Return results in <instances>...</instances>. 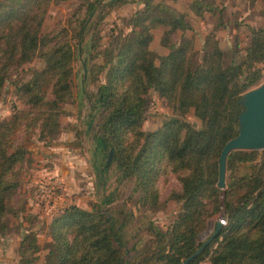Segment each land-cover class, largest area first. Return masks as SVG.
Wrapping results in <instances>:
<instances>
[{"label":"trees","instance_id":"16d2710c","mask_svg":"<svg viewBox=\"0 0 264 264\" xmlns=\"http://www.w3.org/2000/svg\"><path fill=\"white\" fill-rule=\"evenodd\" d=\"M50 1L0 0V88L23 62L33 57L44 62L29 69L25 80L14 81L28 108L0 122V227L12 210L14 170L25 152L17 133L30 126H37L42 136L57 130L61 104L72 97L73 46L104 15L101 11L87 24L94 8L88 4L87 15L75 25L68 22V27L43 32L41 23ZM122 1L107 0L105 5L110 8ZM260 1L264 8V0ZM142 3L145 20L131 16L130 28L110 34L102 50L91 51L95 42L89 34L90 50L81 63L83 78L95 85L89 108L95 112L97 149L105 154L112 150L111 161L132 182L142 205L178 203L165 228L148 227L151 242L135 264H178L203 242L196 240L198 232L218 216L226 222L185 264H195L205 255L211 264H264V148L230 150L225 185L216 186L219 151L236 134L241 109L237 99L262 80L264 25L250 27L247 44L235 43L226 62L210 31L200 60L193 63V37H183L189 28L185 13L173 11L164 0ZM200 3L191 0L189 6L199 12ZM157 27L167 51L155 62L149 42L151 29ZM97 56L101 62L92 61ZM102 71L104 79L99 81ZM146 88L154 89L175 113L151 130L141 128ZM189 108L199 119L198 126L183 117ZM169 174L176 186L160 199L158 183ZM120 230L115 217L100 207L88 211L69 206L50 222L42 264H128ZM37 249L34 235L25 233L18 244L20 254Z\"/></svg>","mask_w":264,"mask_h":264},{"label":"rangeland","instance_id":"374dc122","mask_svg":"<svg viewBox=\"0 0 264 264\" xmlns=\"http://www.w3.org/2000/svg\"><path fill=\"white\" fill-rule=\"evenodd\" d=\"M107 0H52L48 3L41 23L43 32L64 25H72L77 19L85 18L87 5L93 6L87 18V24L96 21L101 11L104 15L97 20L77 46H73V75L71 83L72 97L61 104L58 114L57 130L51 134H40L37 126L19 130L17 139L25 149L23 158L15 166L14 180L16 188L12 194V210L7 213L5 225L0 227V264H42L49 241L50 222L69 206H76L90 211L100 207L105 213L112 214L120 225L125 258L128 264H135L144 252V245L149 244L152 232L148 227L165 228L178 207V203L168 200L162 205L145 207L137 198L132 182L121 176L114 163L109 160L105 169V151L96 147L94 129L95 112L90 110V100L95 85L86 77L81 67L87 57L89 34L95 46L91 51L102 50L114 31H127L129 18L133 15L145 20L142 0H124L107 8ZM199 12L190 8L191 0H164L176 12L185 13L189 28L184 30V38L193 37L194 53L192 62H198L203 54V41L212 31L223 50V59L230 58V49L236 43L243 47L249 38V28L264 25V8L260 0H198ZM91 21V22H90ZM162 29H151L149 48L157 57L167 48L160 43ZM178 34L174 37L178 39ZM92 61L101 62V56ZM92 61L88 62L91 63ZM43 60L33 57L23 62L16 70L9 73L0 88V122L20 109H27L25 96L16 88L14 81L27 78L29 69L40 68ZM264 78V72L262 79ZM99 81L104 79V71L98 74ZM148 97L143 111L141 128L151 130L164 119L174 116L171 106L154 89L146 88ZM183 117L195 126L199 119L189 108ZM90 121V122H89ZM176 186L172 174L165 182H159V197L163 199L167 191ZM220 217V216H218ZM217 219V217H216ZM208 220L196 240L204 241L212 232L214 221ZM32 233L38 249L20 254L18 244L25 233ZM195 264H211L205 255Z\"/></svg>","mask_w":264,"mask_h":264},{"label":"water","instance_id":"95a60500","mask_svg":"<svg viewBox=\"0 0 264 264\" xmlns=\"http://www.w3.org/2000/svg\"><path fill=\"white\" fill-rule=\"evenodd\" d=\"M237 101L241 109L237 114L236 134L228 138L222 145L217 158L216 186L223 188L225 185V159L232 149H262L264 148V78L255 86L243 91ZM112 157V150L108 149L104 166ZM221 224L218 219L210 235L187 257L178 264H185L194 258L216 234Z\"/></svg>","mask_w":264,"mask_h":264},{"label":"built area","instance_id":"2783aa9c","mask_svg":"<svg viewBox=\"0 0 264 264\" xmlns=\"http://www.w3.org/2000/svg\"><path fill=\"white\" fill-rule=\"evenodd\" d=\"M217 219L220 221V224H224L226 222L225 218L223 217H218Z\"/></svg>","mask_w":264,"mask_h":264}]
</instances>
